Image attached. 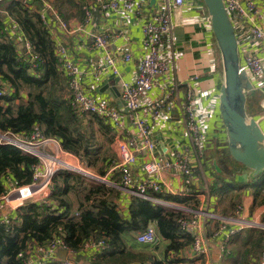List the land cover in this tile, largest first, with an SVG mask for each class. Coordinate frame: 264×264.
<instances>
[{"label":"trees","instance_id":"trees-1","mask_svg":"<svg viewBox=\"0 0 264 264\" xmlns=\"http://www.w3.org/2000/svg\"><path fill=\"white\" fill-rule=\"evenodd\" d=\"M52 5L64 22L73 17L81 20L83 5L73 0H53ZM0 8L19 24L37 56L34 63L31 62L23 49L17 50L0 34V79L12 89L9 94L0 96V133L29 136L37 129L43 137L56 140L63 152L78 158L94 175L106 178L109 183L71 171H56L51 180L49 205L25 202L0 222V264H22L21 256H25L28 249L46 248L54 238L74 253L103 241L108 247L96 249L93 255L97 258L96 264H143L141 262L147 259L127 249L125 237L150 226L155 227L166 245L161 259L151 256L149 264H177L179 260L170 259V254L193 243V237L182 231L178 222L187 215L139 197H130L126 213H121L115 203L120 190L110 184L120 185V175L117 171L108 173L117 159L112 148L113 128L97 114L82 117L74 114L68 90L70 78L58 59L52 27L45 26L38 13L31 11L22 0H0ZM259 98L258 94L251 93L247 99L249 117L260 112ZM218 147L221 149L213 151L212 155L217 157L220 170L212 174L210 193L223 201L233 192L251 188L253 207L263 204L264 170L253 177L252 171L233 161L226 143ZM37 163V158L0 143V196L7 189V178L17 187L29 184ZM237 170L251 174L242 181L231 179L233 171ZM149 196L195 209L188 198L152 193ZM229 204L236 208L239 201L230 200ZM238 232L234 234L237 236L233 243H240L238 248L242 249L231 247L227 262L248 264L249 256L260 258L264 230L250 228ZM258 260L252 264H257ZM46 263L61 264L49 260Z\"/></svg>","mask_w":264,"mask_h":264},{"label":"crops","instance_id":"crops-1","mask_svg":"<svg viewBox=\"0 0 264 264\" xmlns=\"http://www.w3.org/2000/svg\"><path fill=\"white\" fill-rule=\"evenodd\" d=\"M78 5H83L81 20L75 17L67 20V26L75 31L72 34L64 35L54 33L56 45H61L67 52L69 60L78 69L79 81L84 93L97 99L108 102L114 109L121 113L125 131L130 134L136 132L132 119L124 111V102L121 99L123 83H130L134 80L138 64L144 55L142 47L143 31L142 27L146 21L152 17L167 11L165 3L167 0H134L131 11L105 12L98 9L91 10V18L87 23L85 13L87 9L86 0H73ZM122 1V0H117ZM53 0H51L52 5ZM260 12L262 13L261 27L264 30V0H256ZM77 5V6H78ZM53 7V5H52ZM54 8V7H53ZM170 20L174 25L172 33L164 41L161 48V55L164 61L168 63V72L158 78L156 86L141 99L139 115L149 125L152 139L155 141L158 149L170 156L176 150L180 151L187 143V137L184 128V107L186 104V92L193 89V110L199 113L206 111L210 113L211 118L205 121L208 127L207 143L205 156L201 161V171L195 172L193 182L188 187L181 184V176L178 174L161 173L155 180L165 185L166 194L190 199L194 203L195 210L201 209L202 206L209 214L221 217L227 222L229 231H239L237 227L238 220H254L264 226V203L253 207V191L251 188L240 189L228 195V198L220 201L218 196L209 191L213 182L212 174L220 170L217 157H213L212 152L221 148L220 144L226 141L225 131L222 126L218 98L220 87L223 83V72L221 66V57L219 50L213 38L211 26L204 22L208 16L202 0H185L182 7L170 10ZM97 35H107V44L105 49H94L91 45V39ZM249 49L255 51L256 55L264 61V43L257 47L249 46ZM119 51H129L131 60L129 62L118 61L116 63L117 74L110 71H102L104 65V56L107 54H117ZM242 61V56H240ZM253 92L261 95L262 104L260 112L254 118L262 131L264 132V95L261 86L264 83V72L261 76V85L253 81ZM168 97L164 101V107L159 111V116L152 119L149 115L143 116L144 113L156 102ZM250 95H248L247 99ZM213 143H209L212 141ZM217 147V148H216ZM112 148L116 153L114 142ZM142 159L137 161L131 167V174L135 183L145 179V174L141 168ZM247 170L233 171L235 174L231 179L244 180L248 174ZM14 183L9 181L6 187H12ZM118 189V188H117ZM119 198L115 200L121 213H126L130 201V195L122 191ZM239 201L243 211L240 216H236L234 207H229V201ZM172 203V205L177 203ZM182 206V207H181ZM193 206V205H192ZM238 206V205H237ZM178 210L188 206L179 205ZM14 214V213H12ZM10 215L8 209L0 211V219L8 218ZM219 221H210L206 224V234L208 237V254L202 257H195L192 254L190 246L181 249L177 253L170 254V259L179 260L177 264H229L231 247L232 249L241 247L240 243L236 245L235 236L223 242L224 232L215 236ZM219 226V225H218ZM237 232V231H236ZM126 248L140 253L146 258L143 264H149L148 258L155 257L161 259L166 245L165 241H160L156 246L138 244L135 241V235H127ZM242 249V248H238ZM96 249L92 245H87L73 257L66 253L65 257L72 258L75 264H96L97 258L93 255ZM46 253L41 248H36L31 256L34 258V264H47ZM53 262L61 260L62 252L58 249L53 254ZM64 257V258H65ZM45 259V260H44ZM59 259V260H58ZM259 259V258H258ZM253 256H249L248 264L256 262ZM43 260V262H41ZM250 261V263H249ZM139 262V261H138ZM103 264V262L98 263ZM138 264V263H131Z\"/></svg>","mask_w":264,"mask_h":264},{"label":"built area","instance_id":"built-area-1","mask_svg":"<svg viewBox=\"0 0 264 264\" xmlns=\"http://www.w3.org/2000/svg\"><path fill=\"white\" fill-rule=\"evenodd\" d=\"M22 1L31 11L38 13L40 20L45 26L52 27L53 34L62 33L68 35L75 32L59 17L51 5V0ZM86 1L85 21L87 23L91 18L92 9H98L102 13L110 11L129 12L133 8L134 3V0ZM184 3L185 0H167L165 3L167 11L152 17L142 27V47L144 55L138 64V71L134 80L130 83H123L121 91L124 111L131 117L136 130L134 134H130L127 130L125 131L121 120V113L118 110L114 109L108 102L87 96L84 93L79 81L77 67L69 60L64 47L56 45V53L61 67L70 78L68 90L74 114L78 117H82L85 114H97L105 119L115 132L114 145L117 159L108 173L117 171L120 175V185L110 184L127 192L130 197H139L162 206L168 204L149 196L151 193L166 194L164 193L165 185L155 180V178L161 175V173L178 174L181 176V184L183 187H188L192 184L195 172L201 171V161L204 156L208 133V127L205 121L208 122L211 118L210 113L206 111L200 113L202 116L200 118L199 113L193 110L194 91L193 89H189L186 92V104L184 107L186 114L183 119L188 143L180 151L176 150L168 156L158 149L155 141L152 139L149 125L139 115L141 111V99L156 86L158 78L167 73L169 69L168 63L164 61L161 55V48L164 41L171 35L174 27L170 20L169 11L182 7ZM223 3L234 29L239 57L242 56V61L239 62V71L245 72L251 83L257 81V84L260 86L262 84L261 76L264 72V61L256 55L254 50L249 49V46L251 44V47H257L260 43H264V30L261 27L262 13L259 10L256 0H223ZM0 21L3 24L0 34L10 40L17 47V50L20 51V49H23L28 55L29 60L34 63L37 56L32 52L29 39L23 33L19 24L3 8H0ZM204 22L210 26V17L206 16ZM91 42L94 49H105L107 35L94 36ZM131 58L129 51L107 54L104 56V65L101 70H108L116 75V63L118 61L129 62ZM261 89L264 95V83ZM11 90L10 85L0 79V96L9 94ZM167 97L168 95L148 108L143 116L147 117L149 115L152 119H156L159 116V111L163 109L164 101ZM0 143L14 146L20 151L38 159V163L33 166L29 184L20 187H15V185L9 187L0 196V211L8 209L9 213L12 214L28 201L41 205H49L48 197L52 191L51 180L54 173L58 170L75 172L99 181L105 180L94 175L70 154L62 152L56 140L43 137L37 129L29 136L15 135L8 132L4 134L0 133ZM54 150L56 151L55 154H53ZM59 155L68 158L71 163L61 159ZM141 159V168L145 174V179L135 183L131 174V167ZM75 161L76 165H73L72 162ZM9 181L11 179L7 178V182ZM13 203L17 204L12 205ZM169 205L174 208L176 207V205ZM181 210L188 214H186V219L181 218L178 222L181 230L193 237V243L190 248L195 257H202L208 254L209 244L206 234V224L208 222L219 221L215 236H219V233L224 232L223 242H227L236 231L238 232V230L229 231L227 229V222L223 220L224 218L222 219L213 213L209 214L203 206L198 210L185 208ZM242 211V205H238L235 210L236 216H240ZM4 219H0V222H4ZM235 221L237 222L239 231L243 230V228L264 230V226L254 220L247 221L239 218L238 220L234 219ZM135 241L138 244L156 246L162 240L157 234L155 227L150 226L144 231L137 233L135 235ZM92 247L97 250H103L108 246L103 241H98L92 244ZM36 248L28 249L25 256H21L22 264H34V258L31 254ZM42 249L47 254L45 259L51 262L57 260L53 259L52 255H55L58 249L66 250V253L70 257L75 255L74 252L67 250L63 243L56 238L51 240L46 248ZM59 261L61 264H75L74 260L68 257ZM257 264H264V238L262 251Z\"/></svg>","mask_w":264,"mask_h":264},{"label":"water","instance_id":"water-1","mask_svg":"<svg viewBox=\"0 0 264 264\" xmlns=\"http://www.w3.org/2000/svg\"><path fill=\"white\" fill-rule=\"evenodd\" d=\"M202 1L221 57L223 83L218 109L227 149L233 161L252 171L254 177L264 170V132L246 112L247 97L253 92V86L245 72L239 71L238 44L223 0ZM61 252L63 260L66 250Z\"/></svg>","mask_w":264,"mask_h":264},{"label":"rangeland","instance_id":"rangeland-1","mask_svg":"<svg viewBox=\"0 0 264 264\" xmlns=\"http://www.w3.org/2000/svg\"><path fill=\"white\" fill-rule=\"evenodd\" d=\"M207 12V11H206ZM253 97H254V95L251 97V99H253ZM251 99L249 100V102H251ZM261 102V104H262V100H261V95H260V98H259V103ZM251 104V103H250ZM256 106V108H257V106H258V104H256L255 105ZM249 117V116H248ZM251 118V117H250ZM209 143H213V139H212V141H209ZM226 143V145H227V142L225 141L224 143H222V145H224ZM63 152V151H62ZM56 153V151L54 150V153L53 154H55ZM65 153V152H64ZM72 156V155H71ZM204 156H205V153H204ZM204 156H203V158H204ZM59 157L61 158V159H63V160H65V161H69L70 163H71V161L70 160H68V158H66V157H62L61 155H59ZM74 157V156H73ZM116 157H117V155H116ZM75 159H77V161L81 164V165H83L80 161H79V159L78 158H76V157H74ZM72 164L73 165H76V161L75 162H72ZM84 166V165H83ZM85 167V166H84ZM86 168V167H85ZM89 170V169H88ZM247 172V174H248V171H246ZM73 173H75V172H73ZM102 179H105L106 180V178H102ZM108 182V181H107ZM8 183V182H7ZM106 183V182H105ZM15 187H17V186H15ZM163 202H166L168 205H163V207H165L166 209H172V210H176V211H178V209L177 208H174V207H171L169 204H172V203H169V202H167V201H163ZM17 203H13L12 205H16ZM174 205V204H173ZM175 205H177V206H179V204H175ZM182 207V206H181ZM181 210V209H180ZM182 211V210H181ZM183 213H185V214H188V213H186L185 211H182ZM250 228H243V231H247V230H249ZM240 231H242V230H240ZM238 233H240V232H238ZM249 263H250V261H249Z\"/></svg>","mask_w":264,"mask_h":264},{"label":"bare ground","instance_id":"bare-ground-1","mask_svg":"<svg viewBox=\"0 0 264 264\" xmlns=\"http://www.w3.org/2000/svg\"><path fill=\"white\" fill-rule=\"evenodd\" d=\"M68 163H70V162H68Z\"/></svg>","mask_w":264,"mask_h":264}]
</instances>
